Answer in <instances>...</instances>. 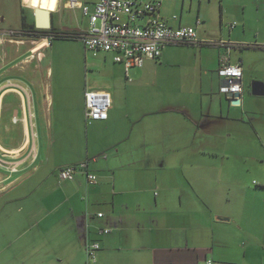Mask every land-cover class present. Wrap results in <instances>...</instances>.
Masks as SVG:
<instances>
[{"label": "crops", "instance_id": "crops-1", "mask_svg": "<svg viewBox=\"0 0 264 264\" xmlns=\"http://www.w3.org/2000/svg\"><path fill=\"white\" fill-rule=\"evenodd\" d=\"M160 1L157 14L168 25L190 26L182 22V10L176 15V8L166 9ZM66 2L33 0L34 8L51 11L53 23L58 15L54 24L61 29L68 27L64 20L74 23L65 12L79 10ZM194 22L198 38L208 43L182 49L166 44L159 58L140 67L125 71L111 52L101 51L96 89L79 77L44 83L37 57L46 37L27 39L0 26V192L40 172L42 184L53 183L40 199L42 206L27 210L32 222L13 225L16 234L2 224L1 264H264V176L253 188L240 176L219 174V168L241 169L248 159L264 162L255 145L234 137L235 124L258 133L260 120L245 94V65H250L248 50L264 54V47L224 45H254L241 38L239 24L220 21L218 27L207 21L200 30L198 15ZM74 26L81 33L87 29ZM224 57L242 67L238 104L220 91ZM262 76H252L249 89L253 80L264 83ZM86 90L110 94L106 119L85 121ZM259 130L264 147V128ZM40 134L54 135L49 147L40 146ZM67 136H76L74 145L66 143ZM80 162H87L95 183L83 170L59 180V169ZM154 166H169L173 176L160 183L148 174ZM187 166L192 177L185 174ZM104 227L110 232L99 234ZM92 241L100 245L95 261L85 252Z\"/></svg>", "mask_w": 264, "mask_h": 264}, {"label": "rangeland", "instance_id": "rangeland-1", "mask_svg": "<svg viewBox=\"0 0 264 264\" xmlns=\"http://www.w3.org/2000/svg\"><path fill=\"white\" fill-rule=\"evenodd\" d=\"M84 1V0H81ZM88 3L94 0H85ZM166 2L165 8L171 10V8H176V15H179V11L183 12L182 22L185 25L195 26V19L198 15L202 20L201 26L198 28L202 30L205 28L207 21H211L212 24H218L222 21L223 23H235L239 24V31L242 34L241 38L245 40L248 44H264V0H164ZM22 3V4H21ZM168 3V4H167ZM23 5V6H22ZM199 7V12L197 9ZM41 9H45L40 6ZM34 9L33 0H0V26L4 29H17L22 34V37H34L35 39L42 40L46 37L47 43L39 49L38 59L41 65V76L44 83L49 84L56 82L58 79L69 81L74 78H82L84 82L87 83L88 89H96L101 87V57L103 53L99 51H87L84 49L83 42L78 38H67V37H52L49 38L46 33H33L30 30L25 31L21 28V16H25L28 23H32V11ZM67 12V13H66ZM65 12V17L71 16L73 22L77 25V28L84 29L87 27V18L81 14L79 10H67ZM54 23H57L58 15L53 16ZM206 22V23H205ZM74 23L71 21L63 22V25H67L71 30L75 28ZM17 32V31H16ZM16 32L12 31L13 35ZM44 42V41H43ZM28 46L30 43H26ZM33 44V43H32ZM171 46H176L182 49L183 45L173 44ZM264 50V49H260ZM248 61L250 65H245V78L246 87L245 94L250 96V106L255 110L254 115L259 118L260 121L256 123V129L260 134L259 128H264V95L254 96L250 93L248 87V82L252 76L263 77L264 75V54L257 51H247ZM48 69L49 73H48ZM48 73V75H47ZM188 86V85H185ZM176 88V87H175ZM145 94V93H144ZM208 99V98H207ZM204 104H207V100H204ZM215 110V108H214ZM260 112V113H259ZM259 115V116H257ZM239 131L235 134L238 143H243L245 138L250 141L251 145L256 146V153L264 158V147L262 142L258 137V133L250 127L248 133L245 132L241 124H235ZM261 136V134H260ZM57 136H55L56 138ZM59 137V136H58ZM57 137V138H58ZM76 136H67L68 145H74V139ZM54 135L40 134L39 143L42 147H49L51 140ZM82 142L86 141L85 132L82 133ZM64 142V140H63ZM76 143V141H75ZM77 153H75L76 155ZM220 159L226 156H219ZM248 165V169L245 170V165L241 169L234 167L219 168V174L227 175L232 173L235 177L240 176L242 183L248 182L253 188H259L256 184L261 181L264 176V162L259 160L248 159L244 163ZM192 167L184 168L186 176L192 177ZM225 171V172H224ZM173 170L169 167H159L154 166L148 174H152L153 177L159 179V182L167 181ZM169 175V176H167ZM17 176L16 174L13 176ZM45 177V174L41 172L35 177L29 179L19 180L10 189L0 192V244L3 237L2 224L9 226V233L16 234L17 231L13 228V225L23 224L27 225L32 222L34 216L30 214L27 210L34 207H39L40 199L50 188L53 183L46 182L42 184L40 180ZM164 178V179H163ZM51 179H55L52 175ZM40 206H42L40 204ZM2 209H13L12 215H3ZM21 209V210H20ZM12 237V236H11ZM5 241V239L3 240ZM1 260V259H0ZM1 264V261H0Z\"/></svg>", "mask_w": 264, "mask_h": 264}, {"label": "built area", "instance_id": "built-area-1", "mask_svg": "<svg viewBox=\"0 0 264 264\" xmlns=\"http://www.w3.org/2000/svg\"><path fill=\"white\" fill-rule=\"evenodd\" d=\"M69 8H78L87 18L86 31L80 34V40L86 50L107 51L112 53L114 62L121 64L127 71L132 67H140L147 59H157L166 44H202L195 27L168 25L157 13L160 0H96L92 4L80 0H67ZM200 22L199 20L197 21ZM231 23L230 27L235 26ZM224 43V42H223ZM227 47L230 44L224 43ZM255 45V44H254ZM258 46V45H257ZM261 46L264 47L263 44ZM218 73L223 78L220 91L223 93L243 91L242 67L240 63H231L224 57ZM111 104L110 94L104 90H86L84 92L85 121L104 120L107 118ZM6 164V165H5ZM6 169L15 171V165L5 163ZM87 162L69 165L58 170L59 180L73 179L77 170L86 171ZM90 183L97 181V176L86 171ZM1 183V182H0ZM3 187L0 185V190ZM98 217L103 213L98 212ZM110 232V228H99V234ZM100 245L97 241L90 242L85 252L90 261L96 260Z\"/></svg>", "mask_w": 264, "mask_h": 264}, {"label": "water", "instance_id": "water-1", "mask_svg": "<svg viewBox=\"0 0 264 264\" xmlns=\"http://www.w3.org/2000/svg\"><path fill=\"white\" fill-rule=\"evenodd\" d=\"M34 17V26L39 30L49 29L52 25V13L50 10L34 8L33 9ZM65 29H71L69 27H64ZM251 94L254 96H263L264 95V83L259 80H253L250 84ZM226 95L231 98L232 104L239 103L240 94L237 92H229Z\"/></svg>", "mask_w": 264, "mask_h": 264}, {"label": "trees", "instance_id": "trees-1", "mask_svg": "<svg viewBox=\"0 0 264 264\" xmlns=\"http://www.w3.org/2000/svg\"><path fill=\"white\" fill-rule=\"evenodd\" d=\"M21 28H23L22 30H30L31 32L37 34V33H46L48 34V37L49 38H52V37H67V38H78L80 39V34L81 32L77 31V30H63L61 29L60 27H57L53 21H52V25L49 29H46V30H39V29H36L35 26H34V17H32V23H28L26 21V18L25 16H21ZM182 45H189V44H182ZM238 46V47H243V48H247V47H251V48H256V47H259L257 45H239V44H232L231 47L233 46Z\"/></svg>", "mask_w": 264, "mask_h": 264}, {"label": "flooded vegetation", "instance_id": "flooded-vegetation-1", "mask_svg": "<svg viewBox=\"0 0 264 264\" xmlns=\"http://www.w3.org/2000/svg\"><path fill=\"white\" fill-rule=\"evenodd\" d=\"M21 1V0H20ZM26 31H28V30H26Z\"/></svg>", "mask_w": 264, "mask_h": 264}]
</instances>
